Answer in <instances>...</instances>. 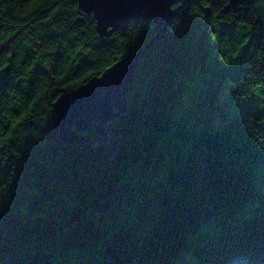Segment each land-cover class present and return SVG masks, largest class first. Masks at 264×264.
Here are the masks:
<instances>
[{
    "label": "trees",
    "instance_id": "16d2710c",
    "mask_svg": "<svg viewBox=\"0 0 264 264\" xmlns=\"http://www.w3.org/2000/svg\"><path fill=\"white\" fill-rule=\"evenodd\" d=\"M262 3L175 0L127 111L69 142L54 102L156 25L102 36L79 0H0V264H264Z\"/></svg>",
    "mask_w": 264,
    "mask_h": 264
},
{
    "label": "water",
    "instance_id": "95a60500",
    "mask_svg": "<svg viewBox=\"0 0 264 264\" xmlns=\"http://www.w3.org/2000/svg\"><path fill=\"white\" fill-rule=\"evenodd\" d=\"M175 0H79L80 8L93 12L97 30L109 36L117 28L125 29L131 20L152 19L156 32L142 48L127 54L100 75L60 95L54 102V126L63 140L72 142L93 129L104 135L105 127L125 113L127 92L136 70L154 44L168 33L177 8ZM191 0H183L189 3Z\"/></svg>",
    "mask_w": 264,
    "mask_h": 264
},
{
    "label": "rangeland",
    "instance_id": "374dc122",
    "mask_svg": "<svg viewBox=\"0 0 264 264\" xmlns=\"http://www.w3.org/2000/svg\"><path fill=\"white\" fill-rule=\"evenodd\" d=\"M262 5L264 6V0H263ZM177 10H178V8H177ZM254 91L256 92L255 93L256 95H254V98L256 99L255 102L253 101L252 104H245V105H243V106H246V107L250 105L249 109L246 108L249 112L259 111V108H260V105L257 103V101H260V98L262 96V93L260 92L261 91V88L260 87H257ZM246 109H242L241 111H244L245 112Z\"/></svg>",
    "mask_w": 264,
    "mask_h": 264
}]
</instances>
